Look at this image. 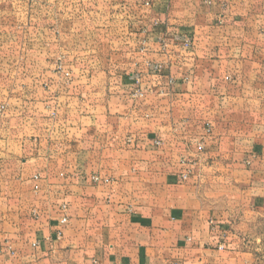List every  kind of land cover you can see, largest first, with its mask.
I'll use <instances>...</instances> for the list:
<instances>
[{
    "label": "crops",
    "instance_id": "0c3cea01",
    "mask_svg": "<svg viewBox=\"0 0 264 264\" xmlns=\"http://www.w3.org/2000/svg\"><path fill=\"white\" fill-rule=\"evenodd\" d=\"M259 20L264 0H77V42L94 45L77 47V98H62L77 124L31 159L46 189L68 188V221L48 210L29 235L0 239V264H235L231 211L202 190L225 184L240 152L188 140L180 110L239 67Z\"/></svg>",
    "mask_w": 264,
    "mask_h": 264
},
{
    "label": "rangeland",
    "instance_id": "374dc122",
    "mask_svg": "<svg viewBox=\"0 0 264 264\" xmlns=\"http://www.w3.org/2000/svg\"><path fill=\"white\" fill-rule=\"evenodd\" d=\"M261 29L264 20H259L256 41L243 42L237 51L239 57H232L239 67H228L226 79L215 88L197 89L195 99L180 110L193 122V135L188 140L220 138L229 151L235 145L240 152L242 161L236 168H229L225 184L212 178L202 190L210 196V207L224 205L231 211L235 222L232 233L236 245L231 250L235 264H264ZM253 45L257 48L253 49ZM77 47H94L88 40L77 42V0H0V239L7 242L13 235L21 238L29 235L27 230L37 229L48 210L66 214L62 206L67 204L62 200L68 198V188L60 184L59 191L46 189V179L38 173L40 163L31 159L39 156L47 139L56 144L61 135L58 132L70 131L77 124V103L76 112L74 103L68 111L62 100L68 96L77 98ZM72 86L76 89H69ZM41 102L49 103L43 108ZM8 147H12L11 152ZM254 156L261 159L256 166L251 161ZM218 173L215 171L214 177H219ZM37 175L39 179L35 180ZM49 192L53 199L47 200ZM58 194L62 195L60 206ZM218 195L225 198V203L217 201Z\"/></svg>",
    "mask_w": 264,
    "mask_h": 264
},
{
    "label": "built area",
    "instance_id": "2783aa9c",
    "mask_svg": "<svg viewBox=\"0 0 264 264\" xmlns=\"http://www.w3.org/2000/svg\"><path fill=\"white\" fill-rule=\"evenodd\" d=\"M184 178H187V176H184ZM34 179H35V180H38V179H39V176H38V175L35 176ZM93 180H94V181H98V178H93ZM62 210H63V211L66 210V206H65V205L62 206ZM67 221H68V216H67L66 214H64L63 217H62V219H61V224L64 225V224L67 223ZM57 235H58V236H61L62 233L59 231ZM221 248H222V247H221Z\"/></svg>",
    "mask_w": 264,
    "mask_h": 264
}]
</instances>
